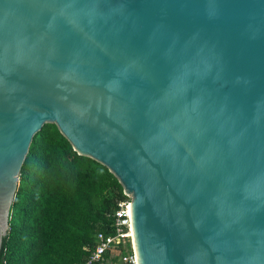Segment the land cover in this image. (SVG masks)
<instances>
[{"label": "water", "instance_id": "water-1", "mask_svg": "<svg viewBox=\"0 0 264 264\" xmlns=\"http://www.w3.org/2000/svg\"><path fill=\"white\" fill-rule=\"evenodd\" d=\"M45 124L121 185L136 264H264V0H0V250Z\"/></svg>", "mask_w": 264, "mask_h": 264}, {"label": "trees", "instance_id": "trees-1", "mask_svg": "<svg viewBox=\"0 0 264 264\" xmlns=\"http://www.w3.org/2000/svg\"><path fill=\"white\" fill-rule=\"evenodd\" d=\"M127 199L107 168L78 155L54 124L35 134L21 167L0 264H123L113 246L88 263L97 236L114 235L117 203Z\"/></svg>", "mask_w": 264, "mask_h": 264}, {"label": "built area", "instance_id": "built-area-1", "mask_svg": "<svg viewBox=\"0 0 264 264\" xmlns=\"http://www.w3.org/2000/svg\"><path fill=\"white\" fill-rule=\"evenodd\" d=\"M127 198V197H126ZM129 203L130 200L124 199L117 203V209L113 216V229L114 235L110 238H103L102 235H98V246L92 252L88 263L98 261L104 251L107 249L120 245L122 247H128L130 253H127L123 258V264H136L131 243V230H130V216H129Z\"/></svg>", "mask_w": 264, "mask_h": 264}]
</instances>
